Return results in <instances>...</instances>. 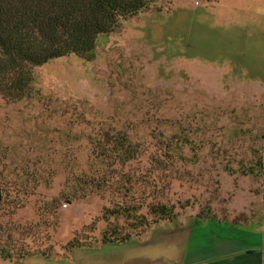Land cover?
Returning a JSON list of instances; mask_svg holds the SVG:
<instances>
[{
	"label": "rangeland",
	"instance_id": "rangeland-1",
	"mask_svg": "<svg viewBox=\"0 0 264 264\" xmlns=\"http://www.w3.org/2000/svg\"><path fill=\"white\" fill-rule=\"evenodd\" d=\"M34 87L0 96V243L59 254L21 264H126L118 247L170 235L154 205L184 223L264 220V0H157L90 55L38 67ZM118 135L136 158H101ZM108 229L135 236L105 243Z\"/></svg>",
	"mask_w": 264,
	"mask_h": 264
},
{
	"label": "trees",
	"instance_id": "trees-1",
	"mask_svg": "<svg viewBox=\"0 0 264 264\" xmlns=\"http://www.w3.org/2000/svg\"><path fill=\"white\" fill-rule=\"evenodd\" d=\"M156 1L0 0V96L9 102L34 96L38 67L70 54L90 55L95 50L100 35L115 31L120 20L141 13ZM107 137L108 143L113 145V147L111 145L113 150L109 152L107 149H102L103 160L116 162L136 158L137 154L133 151L126 135ZM120 138L122 142L119 141ZM111 139L115 141H110ZM89 181L92 183V179ZM2 199L3 190L0 185V202ZM115 210L107 209L112 215L127 213L123 207ZM107 211L103 214L105 218L108 216ZM151 213L158 216L154 220L156 223L154 226L161 220L176 222L179 219L173 208L168 207L167 204L154 205ZM206 218L224 221L214 214ZM111 232L114 234L108 229L103 234V242L125 243L135 236L130 232ZM4 243L6 242L0 243V256L5 260H16L17 264L34 255L51 257L59 254L57 249L54 253L53 250H44L47 247L34 250H28L30 248L28 247L19 255H15L14 249H6L8 247H5ZM67 245L70 247H63L66 250V253H63L65 255L79 248L76 246H82L83 243L75 239Z\"/></svg>",
	"mask_w": 264,
	"mask_h": 264
},
{
	"label": "crops",
	"instance_id": "crops-1",
	"mask_svg": "<svg viewBox=\"0 0 264 264\" xmlns=\"http://www.w3.org/2000/svg\"><path fill=\"white\" fill-rule=\"evenodd\" d=\"M245 1L254 3V0ZM166 224L170 226L158 235L167 231L171 237H157L156 247H148L154 246L152 240L141 243L140 247H118L128 253L123 258L125 263L151 264L162 258L163 252L172 250L179 264H264V220L236 223L204 218L192 223ZM153 250V261H145L151 258L148 254Z\"/></svg>",
	"mask_w": 264,
	"mask_h": 264
}]
</instances>
